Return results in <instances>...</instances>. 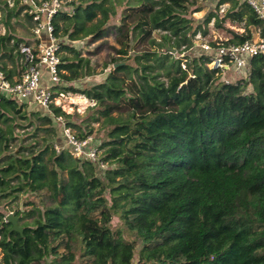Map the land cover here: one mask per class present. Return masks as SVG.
I'll list each match as a JSON object with an SVG mask.
<instances>
[{"label":"trees","instance_id":"1","mask_svg":"<svg viewBox=\"0 0 264 264\" xmlns=\"http://www.w3.org/2000/svg\"><path fill=\"white\" fill-rule=\"evenodd\" d=\"M12 2L0 0V70L9 80L21 73L17 48L27 43L10 22L26 4ZM224 3L230 6L220 17ZM65 4L69 8L52 18L57 38L60 31L71 38L91 34L90 41L107 35L104 25L114 9L106 0ZM189 4L127 0L114 41L117 60L132 52L135 64L112 67L92 85L76 83L93 73L89 59L58 41V75L65 84L56 88L95 104L79 123L60 106L50 108L78 128L79 139L92 133L89 122L103 119L97 148L108 167L99 175V162L55 149L61 132L50 114L0 95V204L16 206L25 194L37 198L15 210L21 232L10 230L0 210V264H264V53L250 58L246 76L225 82L207 66L213 51L185 57L184 69L163 49L189 44L190 31L205 35L211 20L229 34L224 44L252 39L254 28L264 31L263 23L246 0H217L193 28ZM226 21L243 32L226 28ZM159 31L162 42L154 39ZM15 114L26 120L21 129L33 128L12 153L10 143L19 140Z\"/></svg>","mask_w":264,"mask_h":264},{"label":"built area","instance_id":"2","mask_svg":"<svg viewBox=\"0 0 264 264\" xmlns=\"http://www.w3.org/2000/svg\"><path fill=\"white\" fill-rule=\"evenodd\" d=\"M26 4V12L31 16L33 27V41L31 43H20L18 52L20 54L21 73L18 78L6 79L0 70V95H5L17 102L27 103L50 114L58 124L61 132L63 145L54 143L56 150L63 147L68 148L70 154L76 159H87L92 162H99L98 146L93 138L88 135L83 139L76 137L66 120L61 115L52 113L50 106H61L57 101L58 95L63 91L56 88L60 84L58 66L61 62L59 42L54 35L52 18L62 9L65 0H23ZM257 17L263 23L264 29V0H246ZM228 39L202 42L200 47L205 53L213 51L207 66L223 72H237L242 76L247 75L250 58L259 53H264V31L259 29L257 39H248L240 43L224 44ZM45 70V72H44ZM44 73L47 74L44 78ZM225 80V79H224ZM230 80L226 79L225 82ZM131 264H143L133 260Z\"/></svg>","mask_w":264,"mask_h":264},{"label":"rangeland","instance_id":"3","mask_svg":"<svg viewBox=\"0 0 264 264\" xmlns=\"http://www.w3.org/2000/svg\"><path fill=\"white\" fill-rule=\"evenodd\" d=\"M193 2V4L188 5V17L193 18V28H195V24L199 23L209 11L215 9V0H190ZM23 3V0H21ZM127 0H106V5L110 8V10L114 9V13L111 11L108 14V20L105 23L107 35L96 39L94 41H90L91 34L90 35H83L80 34L76 38H71L69 37L68 33H64L62 31L59 32L60 37L57 38L58 41H61L65 44H68L72 46L73 48L77 49L80 51V56L83 58H88L90 66H92L93 73L90 75H86L81 77L79 80L76 81L78 85H92L100 80H102L105 76V74L110 70V68L114 67L115 63H120V62H128L131 65H134V60H133V53L129 52L126 58L123 60H117L119 58V54L117 53V49L119 46L115 43L114 41V36H115V31L113 30L114 26L118 24L119 18H120V11L121 9L126 5ZM129 3V2H128ZM9 6H12L13 2L12 0H8ZM63 9H68L69 6H67L64 2V5L62 7ZM26 8L20 10L18 12V15L16 17H12L10 22L12 25V29L14 33L18 36H21L24 38V42H30L33 39V34L31 33V29L33 27V23L31 22V19H28L26 16ZM223 10L222 6L218 8V13L219 16H223ZM101 17V14L99 13L96 18H94L90 22H86V25H92L93 23H97L98 18ZM2 18V12L0 11V34L5 32V27L3 24V21L1 20ZM224 26L226 28L235 30L237 32H242V27L241 25L237 24H231L229 21H226ZM208 32L203 35L199 31H197L196 34L192 35L191 31L188 33V36L190 38V43L186 45H181L179 49H176L171 46H166V48H163L167 52L171 53L174 58H180L181 59V68H186V60L193 56L199 55L202 53V48L200 47L202 42H213V41H219L224 40L229 34L221 28H218L216 25H214V21L211 20L208 23ZM259 29L260 28H254L253 29V39H257L259 37ZM164 32L159 31L154 33V39L156 42H162L161 40V35ZM172 40L175 42V39L172 38ZM172 41V42H173ZM152 50L153 51H159L161 48L157 45H152ZM61 55H65L68 57L73 56L72 51H67V50H62ZM187 57V59L185 58ZM8 63V62H7ZM9 65V63H8ZM241 73L237 72H223L221 74V79H228V80H235L239 77H241ZM164 79V78H162ZM166 81V78L164 79ZM65 83L60 81V85H64ZM74 84V83H72ZM57 101L60 103V107L63 111H65L67 114H70L69 120L72 122L79 123L81 119L87 118L90 110L88 109L91 106H94L95 101L91 100L84 95L80 93H72V92H64L63 95H58ZM86 100V104L81 105V100ZM75 112L78 114L77 116L74 115ZM117 115V114H115ZM102 118L98 122H89L88 126L92 127V133L90 136L93 138V141L95 142V145H99V137L102 134ZM27 124L26 120L22 119L19 117V114H15V123L13 126V130L15 133L19 134V140H15L14 142L10 143V152H14L16 145L18 143H22V140L24 139V132L25 131H30L32 130L33 126H27L25 129H21L20 125ZM4 126V125H3ZM71 131L73 133L78 132V128L69 126ZM44 133L39 131L38 135H43ZM39 138V137H37ZM27 142V141H24ZM55 143L60 144L59 141H55ZM61 145V144H60ZM64 146V145H63ZM101 153V152H100ZM100 153L98 156H100ZM108 165L104 164L103 166H100V169L97 171L98 175L101 174L102 170H105ZM32 200L34 204L36 203L37 198L33 194H25V195H20L16 199V206L14 203H11L7 205L5 208H2V205L0 204V210L4 212L6 215L8 214H14L15 215V210L16 208L19 209H25L24 200L25 199ZM16 216V215H15ZM18 222V218H17ZM119 220L115 216L112 219V227L117 228L119 226ZM20 226V222L18 223ZM139 246H137L136 249H138ZM75 252L77 257H79V251L75 248ZM137 252V251H136ZM135 252L134 256H137V253ZM2 254L0 252V258ZM81 264H90L87 260H80Z\"/></svg>","mask_w":264,"mask_h":264},{"label":"water","instance_id":"4","mask_svg":"<svg viewBox=\"0 0 264 264\" xmlns=\"http://www.w3.org/2000/svg\"><path fill=\"white\" fill-rule=\"evenodd\" d=\"M121 64H123V62L115 63L114 67H117V66H119ZM5 217H6V221L10 222L11 225H12L10 230H15V231H18V232L22 231V227L18 225L17 216H15L14 214H8Z\"/></svg>","mask_w":264,"mask_h":264},{"label":"crops","instance_id":"5","mask_svg":"<svg viewBox=\"0 0 264 264\" xmlns=\"http://www.w3.org/2000/svg\"><path fill=\"white\" fill-rule=\"evenodd\" d=\"M215 1H217V0H215ZM222 6V10L223 11H225L229 6H230V4L229 3H224V4H222V5H220V7ZM242 32H243V29H242ZM241 33V32H240ZM230 38V36L228 35L226 38H224V39H229ZM33 41V39L30 41V42H27V43H31ZM44 72H45V70H44ZM46 76H47V74L46 73H44V78H46ZM61 145H63V140H62V143H61Z\"/></svg>","mask_w":264,"mask_h":264},{"label":"bare ground","instance_id":"6","mask_svg":"<svg viewBox=\"0 0 264 264\" xmlns=\"http://www.w3.org/2000/svg\"><path fill=\"white\" fill-rule=\"evenodd\" d=\"M81 102H82L81 105L86 104V100H81Z\"/></svg>","mask_w":264,"mask_h":264}]
</instances>
